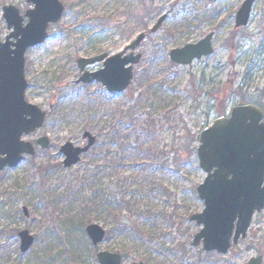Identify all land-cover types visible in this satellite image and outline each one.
Here are the masks:
<instances>
[{
	"label": "rangeland",
	"instance_id": "obj_1",
	"mask_svg": "<svg viewBox=\"0 0 264 264\" xmlns=\"http://www.w3.org/2000/svg\"><path fill=\"white\" fill-rule=\"evenodd\" d=\"M244 1L60 0L61 21L26 55V101L48 117L24 140L35 144L47 137L50 147L36 146V157L0 172V264H99L98 252L118 254L123 264H248L258 256L264 264V210L227 255L193 247L202 226L191 221L205 208L197 193L207 176L198 161L200 133L243 102L238 93L254 105L264 91V0L255 3L248 27L237 30L235 15ZM9 6L22 15L33 8L27 0H0V42L9 34L3 19ZM164 15L160 30L151 34ZM212 32V56L189 66L170 62L173 50ZM140 34L147 39L137 51L142 60L127 92L109 97L99 84H76L78 60L116 55ZM145 72L146 85H139ZM140 94L138 110L128 115ZM57 105L60 112L49 119ZM149 119L156 132L136 150L133 126L142 128ZM113 126L129 138L121 155L116 144L104 147ZM86 132L103 145L73 169L57 168L64 161L61 147H81ZM118 165L123 167L115 173ZM46 166L49 173L37 176ZM118 218L136 231L94 247L86 234L88 220L108 232ZM23 231L35 240L25 254L18 237Z\"/></svg>",
	"mask_w": 264,
	"mask_h": 264
},
{
	"label": "water",
	"instance_id": "obj_2",
	"mask_svg": "<svg viewBox=\"0 0 264 264\" xmlns=\"http://www.w3.org/2000/svg\"><path fill=\"white\" fill-rule=\"evenodd\" d=\"M255 1L246 0L237 11V29L247 28ZM27 3L33 8L24 15L12 6L3 8L9 34L0 42V172L15 169L25 157L36 155L35 145L23 139L43 128L48 113L26 101V54L48 40L49 27L61 21L65 10L60 0H27ZM166 18L164 15L159 19L151 34L160 30ZM214 36L210 33L196 44L173 50L170 61L189 66L212 56ZM146 37L140 34L116 55L78 60L81 77L77 84L98 83L108 94L125 93L133 83L134 68L142 59L135 51ZM100 63L103 67L98 72L87 70ZM83 139L87 140L83 148L71 143L61 147L64 169L76 167L83 155L96 145V137L89 132ZM36 145L46 151L50 141L42 137ZM197 154L199 166L207 177L197 189L204 211L191 218L197 226H202L194 237L193 247L202 245L206 253L227 255L233 246L247 238L254 216L264 210V112L250 104L236 105L229 117L219 118L202 130ZM86 234L94 247L106 237V231L94 224L87 226ZM18 237L20 250L25 254L35 240L27 231ZM97 260L99 264H122L120 255L107 252H99ZM248 264H263V257L253 258Z\"/></svg>",
	"mask_w": 264,
	"mask_h": 264
},
{
	"label": "trees",
	"instance_id": "obj_3",
	"mask_svg": "<svg viewBox=\"0 0 264 264\" xmlns=\"http://www.w3.org/2000/svg\"><path fill=\"white\" fill-rule=\"evenodd\" d=\"M146 72H147V70H146ZM146 72L140 77L141 83H139V85L144 84V83L146 85L147 75H148ZM84 88H86V87H84ZM239 91L241 92V90H239ZM238 95L240 97L242 96V101L245 102V98H244L245 95H244V97H243V95H241V93H238ZM113 96H115V95H109V97H113ZM138 96L139 97H137V99H135V100L132 99V101L134 103H133L132 107L130 108L128 115H134L135 112L139 108V104L143 101L144 94H140ZM254 105H256L257 107H260L261 109L264 108V91L260 92V95L257 97V100L254 103ZM86 108H87V105L84 106L83 109L85 110ZM60 109H61L60 105H57L56 108H54L53 112H51V114H49V119H52L54 115H57L58 112H60ZM131 110H132V112H130ZM127 118L129 120H132V116L131 117L127 116ZM130 125L133 126L132 122H130ZM133 130H134L133 133L138 132V136L135 139V144H137L136 150H140L141 149L140 143L142 142V140H148L149 138H151L154 135V133L156 132L155 131L156 126H155V123L149 119L148 121H146V123H144L142 128H140L139 126H133ZM125 138H127L126 141H129L128 135H124L123 130L120 127L113 126L111 128V131L108 132L107 138L105 139L104 147L108 148V147H111L112 145L116 144L119 147V152H120L119 154L121 155L122 152H124L126 150V148L124 150V144H126V141H124ZM99 139L100 138H97V145L92 150H94L98 145H100V146L103 145L102 144L103 141L100 144ZM87 155H85V156H87ZM121 162H124V161L121 160ZM122 167H123V165H121L120 167L118 165V167H112V170H114L116 173ZM57 168L65 170L62 167V164H60V163L57 164ZM49 170H50L49 166L39 168L37 170V176L44 177V175H47L49 173ZM85 176L86 175H83V178H80V179H83V180L86 179V178H84ZM82 183L84 185L87 183V181H82ZM82 183H81V185H82ZM74 184H76V182H74ZM92 222H93V219L88 220V224H92ZM135 231H136L135 226L130 221H122L121 219L118 218V219H115L112 228L107 232L106 238L108 239V238H111L112 236L123 237V236H126L127 234H133Z\"/></svg>",
	"mask_w": 264,
	"mask_h": 264
},
{
	"label": "flooded vegetation",
	"instance_id": "obj_4",
	"mask_svg": "<svg viewBox=\"0 0 264 264\" xmlns=\"http://www.w3.org/2000/svg\"><path fill=\"white\" fill-rule=\"evenodd\" d=\"M257 2V0L255 1V3ZM255 3H254V5H255ZM254 5H253V7H254ZM252 10H253V8H252ZM238 11V10H237ZM251 15H252V13H251ZM235 17H236V15H235ZM251 18V17H250ZM249 25V24H248ZM235 29H237L236 27H235ZM237 30H241V29H237ZM212 33H214V32H212ZM210 34V33H209ZM215 34V33H214ZM208 35V34H207ZM206 35V36H207ZM205 36V37H206ZM204 37V38H205ZM127 48V47H126ZM102 55H104V54H102ZM107 55V54H106ZM99 56H101V55H99ZM108 56H110V55H108ZM95 57H98V56H95ZM95 57H93V58H95ZM102 63H100V64H95L94 66H96V65H101ZM102 66V65H101ZM91 67H93V66H91ZM91 67H89V68H91ZM89 68H87V70L89 71ZM90 72V71H89ZM91 73H94V72H91ZM86 143H87V141H85V140H83L82 141V143H81V146L83 147V146H85L86 145ZM24 213H25V211H24ZM26 215V214H25ZM28 216V215H27Z\"/></svg>",
	"mask_w": 264,
	"mask_h": 264
}]
</instances>
